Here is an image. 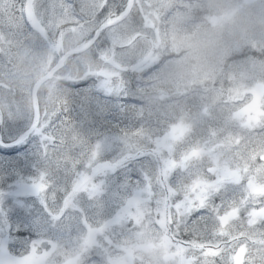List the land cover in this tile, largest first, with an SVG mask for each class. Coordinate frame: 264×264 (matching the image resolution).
I'll return each mask as SVG.
<instances>
[{
  "label": "trees",
  "instance_id": "1",
  "mask_svg": "<svg viewBox=\"0 0 264 264\" xmlns=\"http://www.w3.org/2000/svg\"><path fill=\"white\" fill-rule=\"evenodd\" d=\"M3 1V12L10 9L18 19L15 24L8 23L9 16L7 23H2L6 37L0 40V67L4 69H0V75H17L19 84L29 86V95L34 79L63 50L83 42L76 43L80 38L77 33L80 24L72 27L65 21L75 17L74 10L79 14L77 19H84L81 22L86 26L85 31L88 30L86 39L95 27V16L118 14L126 0H105L103 7L97 6L98 0H87L84 6L78 0H45L60 5L53 21L52 15L39 4L37 17L42 20L44 30L32 26L27 13L28 0ZM236 5L242 13L229 15V10ZM244 8L240 0H139L130 19L142 25L144 19L157 23L160 18L163 41L167 45L164 56L174 55L169 51L171 48L181 51L146 72L131 68V57L121 67L101 58V48L112 46L108 30L96 44L68 55L54 75L39 87L41 117L37 130L15 146L0 148V186L4 189L0 199V250L7 256L23 252L35 254L34 248L40 243L36 241L60 231L54 228L58 221H63L58 243L85 239L89 227H102L103 222L116 214L125 196L141 186L140 179L144 178L154 191L152 200L144 202L145 221L114 223L111 234L117 241H126L130 235L143 230H150L151 234L156 231L163 236L160 238L167 239L164 232L168 229L181 241L177 249L181 256L178 255L179 260L159 264H184L182 259L186 264H264V95L256 109L245 113L246 120L232 114L240 95L249 100L248 89L253 85H242L232 67H244L258 60L264 64V31L254 30L257 26L251 23L253 18H248L246 11L244 14ZM212 15L231 23L221 29L215 27L209 21ZM48 17L50 24L46 22ZM59 19L65 22L63 27L58 25ZM52 24L62 28L60 44L55 42L57 33L53 32ZM145 27L154 37V30L148 25ZM210 27L214 31L207 33ZM233 28L242 31L239 39L235 38L237 32L231 35ZM216 29L224 34L220 46L206 51L209 40L217 44ZM227 36L231 38H226L222 45ZM139 43L133 48L121 46L120 53L127 56L135 53ZM182 46H187L188 51ZM205 52L212 53L207 64L201 59V53ZM192 55L196 56L192 59ZM186 57L190 58L185 64L189 68L186 74L182 75L185 69L173 68L169 76H162L172 62L179 63L176 62L179 58ZM75 74L87 78L83 77L84 81L78 85L58 84L65 76ZM251 79L264 83V68ZM6 82L0 76L2 89ZM167 100L173 103L170 109L165 107ZM0 105L5 120L2 101ZM179 111L187 116L182 119L193 125L189 128L192 131L173 138L170 145H157ZM4 120L1 131L7 139H12L15 134L6 131ZM201 142L204 150L197 147ZM191 148L195 150L190 156ZM213 156H220L228 163L233 161L239 170L236 180L228 176L221 186L214 181L206 169ZM183 164L188 165L186 169H182ZM25 181L30 185L27 188L23 187ZM180 197L186 199L178 207L174 201ZM251 210H255L254 217ZM223 212L232 214L227 222L220 220ZM158 217L166 218L167 224L158 225ZM58 253L51 251L49 257ZM150 255L153 256L152 251ZM147 261L155 264L150 257ZM94 264L109 263L103 259Z\"/></svg>",
  "mask_w": 264,
  "mask_h": 264
},
{
  "label": "rangeland",
  "instance_id": "2",
  "mask_svg": "<svg viewBox=\"0 0 264 264\" xmlns=\"http://www.w3.org/2000/svg\"><path fill=\"white\" fill-rule=\"evenodd\" d=\"M78 1L82 2V6L87 4V0H78ZM4 2L5 1L0 0V12L2 13L0 14V40L3 38V36L6 35L2 27V23H7L9 16L11 17L8 23L12 22V24H15L14 22L17 21L18 19V18L16 19V16H14V14L10 13V9L6 13L3 12ZM40 3L44 7V10L47 11L50 15H52L53 21L56 18L57 10L60 4H58L57 2L48 3L45 0L44 1L37 0L36 3H34L32 0L27 1V6H28L27 13L29 14V18H30V21L32 22V26H34L37 29L44 30L41 27L42 20L38 19L37 17V8H39ZM245 11L251 16V17L249 16L248 18H253V21L251 23L253 25L256 24L257 26L254 30L257 31V33L264 31V4H262L260 1L256 2L252 6H249V9ZM93 12L95 14L98 13L96 9H94ZM73 14L75 15V17L71 16L69 20H65V19L64 20L69 22V25H71L72 27H75L74 24H77V23L80 24L79 31L77 32L80 38L76 42V43H79L81 42L83 38L86 26L84 22H81V21H84V19L82 20L77 19L79 17V14H76V10H74ZM107 14L109 13H106V15ZM95 17L98 18V15ZM47 20H49V17L46 19V22L47 24H50L49 21ZM126 21H127V24L125 21H121V22L113 23L111 25L112 27H110L108 30V32L110 33V36L108 37L110 44L112 46L121 47V46H127L128 44H132V46H134L135 44L139 42L140 43L137 46L138 50L135 53L130 54L124 58H122L123 56L122 54H120V52L123 49L118 50L116 56L112 60L113 64L116 67H120L124 63L127 64V62L129 61L128 59L130 57L131 58L136 57V59L141 57L150 45H154L157 42H159L160 39L164 38L163 34L158 31L157 24L151 23L149 21L148 26L154 30L155 36L151 37V34H149L148 40L147 39H142L141 41L140 40L139 41L130 40L129 37L131 34L134 33V30H135V27L132 24L137 26L140 23H138V21H133L131 19L130 20L128 19ZM144 21L146 20L144 19ZM58 22H60L58 24L59 26H62V24L65 23L63 22V19H59ZM228 23H231V22L228 20H224L221 23L220 27L226 26V24ZM251 23L250 21H248L246 25L249 27ZM52 29L54 33L55 32L57 33L55 42L57 44H60V40H61L60 33L62 32V28L58 29L54 25V27L52 26ZM209 31H214V30H212V27H210L209 29H207V33H209ZM236 32L237 34L235 35V38L239 39L242 31L238 30L237 28H233L231 35H233ZM210 34L211 36H213V33H210ZM222 35H224L223 32L219 29H216L215 37L214 36L213 37L216 39L217 44L215 45V43L212 40H209V46L206 51L213 50L214 47L216 48L218 45L220 46V40H221ZM226 38L230 39L231 36L224 37L222 41V45ZM18 39H20V37H18ZM12 40L13 38L11 39V42ZM254 43L255 42H253L252 44ZM112 46L111 48L104 47V49L102 50V54H104L105 56H110L111 53H114L115 48ZM188 47H190V45H188ZM188 47L185 46V49L187 51H188ZM165 49L166 48H164V50ZM73 53L74 52L70 54H73ZM211 55H212L211 52L201 53V57H202L201 59L204 61V64H207V62L210 61V59L208 58H210ZM195 56L196 55H192L190 58L193 59V57ZM173 58H176V57H173ZM187 58L188 57H186L184 60L179 58L178 61H176L179 63L172 62V64L169 65L168 69L165 68L163 70L162 76L163 77L169 76L173 68L185 69V72H182V75L186 74V70H189V68L185 64H186V61L190 59V58L188 59ZM203 67L204 66H201L200 68H203ZM232 68H234L237 71V76L239 77V80H242V85H246L247 83H250L255 86H259L260 84L263 88V90H261L260 93L261 95H264V83L260 82L259 84H257L254 80L251 79L253 74H255V72L264 68V64L261 63V60H258L257 63L255 64H248L247 66H244V67H239V68L232 67ZM0 69L4 70L2 67H0ZM109 71H111V69H109ZM113 74H115V72H113ZM0 76L2 77L3 80L7 81L6 82L7 84H5L6 85L5 87H7L6 88L7 90L1 88V91H0V101H2L4 105V109H5L6 117H7L4 120V127H6V131L8 133L18 135L19 132L22 129H24L26 125L30 123L31 118H32V115L30 116L32 112V109H31L32 104L29 102L31 101V98H32L31 90H32L33 83L30 87L31 89L29 88V95H28L29 86L25 83L19 84L17 75H13L11 73L7 75V73H5L4 75H0ZM68 76H65L64 78H62V80L58 84L78 85L83 81L82 78L84 77V76L81 77L79 74H75L70 77ZM253 85L250 87V89H248V92L250 94L255 92ZM171 105H173V103H169V101L167 100L165 107L170 109ZM244 106L245 104H240V105H237L236 108L240 110ZM1 114L3 117L4 116L3 110L1 111ZM232 114H234V108H232ZM235 116L242 121L247 119L246 114L243 113L242 111H239L237 115ZM182 118H187V116L185 115V113L179 111L177 117L169 122V128L159 138L160 140L157 141L158 143L157 145L159 146H164L165 144L170 145L169 142L173 138L177 139L179 138L180 135L186 134L185 132L188 133L189 131H192L189 128H191L193 125L189 126L190 123L185 122ZM6 140L7 138L4 139L2 142ZM197 147H199L201 150H204L203 142H201ZM168 149H169V146H168ZM194 150L195 149L193 148L190 149L189 151L190 156L192 155V153H194ZM229 161L230 162L228 163L227 161L222 160L220 156H213V158L206 164L207 172L214 176V181L217 182L218 184H224L221 182H223L224 179L227 178L228 176H231L230 179H232L233 181L236 180L239 170L235 168L232 160H229ZM187 166L188 165L183 164L181 167L182 169H186ZM140 180L142 181L141 186L136 187L135 189L131 190L130 193L128 194L126 202H124V205L126 206L123 205L124 207L122 206L118 208L114 212L116 213L115 215H113L109 220L102 223L103 225L102 227H97L98 225L90 226L86 233L85 239L80 238L79 240H76L73 242L63 241L61 244L58 243L59 240H57V238L58 239L61 238L60 232L63 231V226H62L63 221H58L55 224L54 228H58L60 231H54L53 236L42 238L39 241H36L40 243L34 248L36 249L35 254L33 252H30V253L23 252L17 255L14 254L11 256H7L5 254V251L0 250V264H94V262L101 261L103 259L107 260L109 264H141L145 262V261H142L143 259L147 261L149 257L153 259V262H155V264H158L159 262H162V261H166L165 258L174 255L175 247H180L179 245L174 244V242H170L167 240L166 241H155L154 239H151L148 236L147 238L149 240H146L144 237V234L146 233L147 230H143V231L130 235L126 241H117L111 234V228L113 227L114 223L124 221L123 224H126V222L131 217L137 222H141L143 220L145 221L144 202L146 200H152L154 191L151 188L148 181L144 180V178ZM18 184H19V181H18ZM163 184H165V180H163ZM29 186H30L29 182L25 181L23 183V187L27 188ZM2 187L3 186H0V199H2V194H4L3 193L4 189ZM185 199H186L185 197H180L177 201H174V203H176V205L179 207L180 205H183V202L185 201ZM146 208L149 209V206H146ZM231 216H232L231 212L230 213L223 212V214L220 215V220L222 222H227ZM251 216L252 217L255 216V210H251ZM147 217H149V214L147 215ZM156 220H157L158 225L160 226L161 225L164 226V224H167L168 222V220L164 217H161V218L158 217V219ZM85 224L88 225L87 221L85 222ZM51 226H54V224ZM150 226H152V223L150 224ZM107 228L109 229V232H107L106 230ZM162 230L164 229L162 228ZM151 235L153 237H163L161 234H159L156 231H152ZM150 241L156 242L155 245H152ZM172 245L175 247H172ZM37 250L41 252H38ZM51 251L59 252V253L54 257L48 258V255L51 253ZM151 251L154 252L153 256L150 255ZM103 253H104L103 255L104 257H102ZM96 256H100L102 258L99 259ZM84 258H89L90 260L83 262L82 260ZM136 259L141 260V261L135 263V261H137ZM88 261L89 263H87ZM181 261L184 262V264H186V261H184V259H182ZM148 263H151V262H148Z\"/></svg>",
  "mask_w": 264,
  "mask_h": 264
},
{
  "label": "water",
  "instance_id": "3",
  "mask_svg": "<svg viewBox=\"0 0 264 264\" xmlns=\"http://www.w3.org/2000/svg\"><path fill=\"white\" fill-rule=\"evenodd\" d=\"M130 8V3H128L125 11L123 12V14H125ZM103 25L105 24H102L100 27H102ZM99 30V29H98ZM95 35H93L92 39L90 40V42L88 44H86L85 46H82V47H79V48H74V47H71V48H68L67 50H65L60 56L59 58L57 59V61L54 63L53 66L50 67V69L42 76H40L34 83L33 87H32V95H33V104H34V116H33V120H32V123L29 125V127L24 131L22 132L14 141H11V142H2L0 140V142H2L4 145H10L12 143H15L17 141H20L22 140L23 138L26 137V135H28V133L33 129V127L37 124L38 122V119H39V107H38V101H37V96H36V87L37 85L44 79L50 77L54 71L58 68V66L60 65L61 61L64 59V57L69 54V53H72V52H78V51H81L83 49H85V47H87L92 41H93V38H94ZM2 118V114H1V110H0V120Z\"/></svg>",
  "mask_w": 264,
  "mask_h": 264
},
{
  "label": "bare ground",
  "instance_id": "4",
  "mask_svg": "<svg viewBox=\"0 0 264 264\" xmlns=\"http://www.w3.org/2000/svg\"><path fill=\"white\" fill-rule=\"evenodd\" d=\"M107 1H109V0H107ZM105 5V4H104ZM103 7V6H102ZM122 7V6H121ZM102 9V8H101ZM118 10V9H117ZM105 11V10H104ZM175 11V10H174ZM176 11H178V10H176ZM169 12V11H168ZM171 12V11H170ZM169 12V13H170ZM115 14V13H114ZM174 14V13H173ZM99 15V14H98ZM117 15V14H116ZM180 15V14H179ZM173 16V15H172ZM176 17V16H175ZM174 17V18H175ZM126 22V24H127V21H125ZM119 24V23H118ZM125 25V24H124ZM127 26V25H126ZM109 30V29H108ZM130 30V29H129ZM128 31V30H127ZM126 32V31H125ZM105 35V34H104ZM62 42V41H61ZM96 44V43H95ZM63 46V45H62ZM105 46V45H104ZM98 48V47H97ZM131 48H133V47H131ZM143 48V47H142ZM59 49H61V47L59 48ZM102 49H104V48H101V50ZM59 54V53H58ZM120 56V55H119ZM131 62V61H130ZM122 65V64H121ZM123 66H125V65H123ZM121 67V66H120ZM89 68H87V70H88ZM90 70V69H89ZM121 71V70H120ZM91 72V71H90ZM89 72V73H90ZM114 72V71H113ZM124 71H122V73H123ZM84 73V72H83ZM87 74V73H86ZM92 75V74H91ZM95 75V74H94ZM97 75H99L98 73H97ZM109 76V75H108ZM68 77H70V76H68ZM81 77H83L82 75H81ZM81 77H80V79H81ZM91 77V76H90ZM95 77H97V76H94V78ZM111 77V76H110ZM56 78V77H55ZM84 78H85V76H84ZM86 78H87V76H86ZM57 79V78H56ZM68 79V78H67ZM83 79V78H82ZM89 79V78H88ZM70 80H72V79H70ZM78 80V79H77ZM85 80H87V79H85ZM94 80V79H93ZM96 80V79H95ZM98 80V79H97ZM74 81V80H73ZM84 81V80H83ZM99 83V82H98ZM7 84V83H6ZM91 84V83H90ZM99 86V85H98ZM92 87V86H91ZM2 87H0V89H1ZM123 88V87H122ZM4 89H6V87L4 88ZM31 89V88H30ZM119 89H120V87H119ZM7 90V89H6ZM88 90V89H87ZM86 90V91H87ZM97 90V89H96ZM118 91V90H117ZM116 91V92H117ZM121 91H123V90H121ZM89 92H91V91H89ZM88 91H87V93H89ZM92 93V92H91ZM99 93V92H98ZM103 93V92H102ZM120 93V92H119ZM118 94V93H117ZM123 94H125L124 92H123ZM98 95H100V94H98ZM105 95V94H104ZM116 95V94H115ZM126 95V94H125ZM117 96V95H116ZM90 97V96H89ZM105 97H106V95H105ZM113 97V96H112ZM86 98V97H85ZM116 98V97H115ZM118 98V97H117ZM44 99V98H43ZM102 99V98H101ZM109 99V98H108ZM110 99H112L111 97H110ZM119 100H121V99H119ZM93 101V100H92ZM92 101H90V102H92ZM104 101V100H103ZM106 101V100H105ZM31 102V101H30ZM29 102V103H30ZM45 103V102H44ZM93 103V102H92ZM117 103V102H116ZM49 104V103H48ZM57 104V103H56ZM97 104V103H96ZM100 104V103H99ZM98 104V105H99ZM44 105V104H43ZM87 105V104H86ZM85 105V106H86ZM89 105V104H88ZM87 105V106H88ZM94 105V104H93ZM104 105H107V103L106 104H104ZM32 106V105H31ZM80 106V105H79ZM97 106V105H96ZM83 107V106H82ZM92 107V106H91ZM102 107V106H101ZM113 107V106H112ZM45 108V107H44ZM54 108H55V105H54ZM53 108V109H54ZM79 108V107H78ZM81 108V107H80ZM84 108V107H83ZM121 108V107H120ZM124 108H125V106H124ZM129 108V107H128ZM32 109V108H31ZM102 109V108H101ZM79 110V109H78ZM82 110H84V109H82ZM81 110V111H82ZM106 110V109H105ZM109 110V109H108ZM121 110V109H120ZM125 110V109H124ZM80 111V110H79ZM107 111V110H106ZM119 111V110H118ZM72 112H73V110H72ZM82 112H84V111H82ZM108 112V111H107ZM106 112V113H107ZM125 112H126V110H125ZM129 112V111H128ZM131 112V111H130ZM77 113H78V111H77ZM104 113V112H103ZM115 113V112H114ZM121 113V112H120ZM74 114V113H73ZM83 114V113H82ZM85 114V113H84ZM123 114V113H122ZM71 115V114H70ZM90 115V114H89ZM88 115V116H89ZM92 115V114H91ZM103 115H105L106 116V114H103ZM115 115V114H114ZM118 115V114H117ZM133 115H134V113H133ZM5 116V115H4ZM85 116V115H84ZM119 116V115H118ZM121 116H123V115H121ZM78 117V116H77ZM76 117V118H77ZM82 117V116H81ZM91 117V116H90ZM104 117V116H103ZM111 117V116H110ZM116 117V116H115ZM134 117V116H133ZM63 118V117H62ZM75 118V119H76ZM80 118V117H79ZM88 118V117H87ZM99 118V117H98ZM123 118V117H122ZM125 118H127V117H125ZM72 119H73V117H72ZM82 119V118H81ZM93 119V118H92ZM91 119V120H92ZM95 119V118H94ZM106 119V118H105ZM129 119H131V118H129ZM128 119V120H129ZM85 120V119H84ZM96 120V119H95ZM102 120H104V119H102ZM101 120V121H102ZM58 121V120H57ZM120 121V120H119ZM262 121V120H261ZM26 122V121H25ZM24 122V123H25ZM42 122V121H41ZM86 122V121H85ZM90 122V121H89ZM100 122V121H99ZM106 122V121H105ZM117 122V121H116ZM263 122V121H262ZM60 123V122H59ZM98 123V122H97ZM103 123V122H102ZM129 123V122H128ZM57 124V123H56ZM89 124V123H88ZM73 125V124H72ZM111 125V124H110ZM71 126V125H70ZM131 126V125H130ZM39 127V126H38ZM41 127V126H40ZM94 127V126H93ZM129 127V126H128ZM4 128V127H3ZM24 128V127H23ZM70 128V127H69ZM36 129V128H35ZM64 129V128H63ZM37 130V129H36ZM61 130V129H60ZM85 130H86V128H85ZM58 131V130H57ZM83 131V130H82ZM90 131H91V129H90ZM70 132V131H69ZM67 133H68V130H67ZM70 135V134H69ZM92 136V135H91ZM52 137V136H51ZM67 137V136H66ZM71 138V137H70ZM75 138V137H74ZM87 138V137H86ZM30 139V138H29ZM63 143V142H62ZM68 148V147H67ZM31 149V148H30ZM20 150V149H19ZM3 151V150H2ZM6 151V150H5ZM8 154V153H7ZM11 156V155H10ZM19 161V160H18ZM60 163V162H59ZM70 164H72V162L70 163ZM63 167V166H62ZM65 168V167H64ZM121 168V167H120ZM122 169V168H121ZM119 170V169H118ZM55 172V171H54ZM58 173V172H57ZM57 177V176H56ZM239 187V186H238ZM239 188H241V186L239 187ZM239 191V190H238ZM242 191V190H241ZM241 193V192H240ZM255 195H256V193H254ZM259 194V193H258ZM233 195H235V194H233ZM252 195V194H251ZM231 196V195H230ZM253 196V195H252ZM241 198V197H240ZM248 199H249V197H248ZM251 199V198H250ZM259 199V198H258ZM168 200V199H167ZM252 200V199H251ZM251 200H248V201H251ZM166 202V201H165ZM166 205V204H165ZM211 210H213V209H211ZM63 213V212H62ZM199 214H201V213H199ZM202 214H203V212H202ZM197 215V214H196ZM37 216V215H36ZM201 216V215H200ZM206 216V215H205ZM215 216V215H214ZM196 217V216H195ZM198 217V216H197ZM210 217H212V216H210ZM204 218V217H203ZM202 219V218H201ZM210 219V218H209ZM213 219V218H212ZM195 224H197V223H195ZM192 226V225H191ZM193 226H194V224H193ZM197 226V225H196ZM197 228H198V226H197ZM188 229H190V228H188ZM199 229V228H198ZM23 231V230H22ZM200 237V236H199ZM204 237V236H203ZM238 237V236H237ZM20 238H22V237H20ZM199 239V238H198ZM234 239V238H233ZM238 239V238H237ZM194 240V239H193ZM203 241V240H202ZM232 241V240H231ZM200 243H201V241H199ZM235 242V241H234ZM204 243H205V241H204ZM197 246H199V245H197ZM203 246V245H202ZM92 258V257H91ZM95 258V257H94ZM102 258V257H101ZM96 259V258H95ZM90 260V259H89ZM97 261V260H96ZM87 263H89V261L87 262ZM259 263V262H258ZM260 264V263H259Z\"/></svg>",
  "mask_w": 264,
  "mask_h": 264
}]
</instances>
